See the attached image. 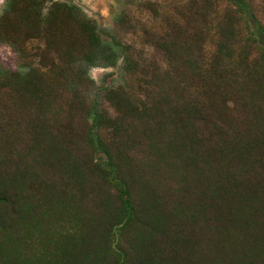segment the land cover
I'll use <instances>...</instances> for the list:
<instances>
[{"label":"trees","instance_id":"1","mask_svg":"<svg viewBox=\"0 0 264 264\" xmlns=\"http://www.w3.org/2000/svg\"><path fill=\"white\" fill-rule=\"evenodd\" d=\"M118 2L0 8V264H264V0Z\"/></svg>","mask_w":264,"mask_h":264},{"label":"rangeland","instance_id":"2","mask_svg":"<svg viewBox=\"0 0 264 264\" xmlns=\"http://www.w3.org/2000/svg\"><path fill=\"white\" fill-rule=\"evenodd\" d=\"M78 4L89 16L95 18L101 25L112 28V10L114 11L118 6V0H70ZM157 3L158 8L161 12H166L170 9V6L174 3L181 2L184 0H151ZM223 3L225 0H219ZM255 2L259 0H254ZM4 0H0V8ZM124 8L128 11V14L132 21V26L129 28L121 27L116 28L118 35L121 39L132 43L138 48V19L141 23L146 25L157 24L158 20L153 19L149 13L145 11H138L133 1L124 2ZM261 15L264 16V6ZM0 61L7 66L15 67L18 64L16 55L6 45H0ZM111 68H99L94 67L90 69V75L96 81H99L103 74L109 72Z\"/></svg>","mask_w":264,"mask_h":264}]
</instances>
